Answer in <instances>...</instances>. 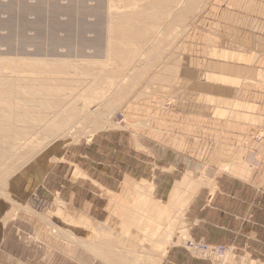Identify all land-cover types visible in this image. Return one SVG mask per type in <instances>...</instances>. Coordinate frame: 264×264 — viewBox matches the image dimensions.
Wrapping results in <instances>:
<instances>
[{"label": "crops", "instance_id": "obj_1", "mask_svg": "<svg viewBox=\"0 0 264 264\" xmlns=\"http://www.w3.org/2000/svg\"><path fill=\"white\" fill-rule=\"evenodd\" d=\"M204 14L180 42L177 73L161 72L147 84L151 94L140 88L138 99L116 109L126 126L112 113L107 127L14 180L28 209L69 226L76 207L90 215L113 199L128 205L145 186L155 203L176 207L188 239L230 249L218 263L176 242L163 264H264V0H212ZM189 45L197 47L192 55ZM5 196L0 253L7 254L14 219ZM24 233L27 249L37 245L35 231Z\"/></svg>", "mask_w": 264, "mask_h": 264}, {"label": "rangeland", "instance_id": "obj_2", "mask_svg": "<svg viewBox=\"0 0 264 264\" xmlns=\"http://www.w3.org/2000/svg\"><path fill=\"white\" fill-rule=\"evenodd\" d=\"M209 1L0 0V61L17 62L0 68V199L5 192L14 219L8 226L13 231L11 253H0V264H163L170 244H185L186 226L176 207L165 212L169 206L155 203L145 186H136L142 193L128 205L113 199L106 207H93L90 215L76 207L77 219L68 226L63 216L57 223L55 217L28 209L19 186L11 184L43 156L107 127L116 109L138 99L140 88L144 94L153 92L147 84L161 72L177 73L180 42L187 32L193 37ZM195 50L189 45L188 55ZM45 61L53 67L45 68ZM57 62L68 63L65 73L51 70ZM23 63L29 68L24 70ZM33 64L48 70L34 73ZM94 73L105 83L90 97ZM71 105L84 110L82 116L64 129L53 126L54 114ZM61 173L71 176L67 169ZM26 230L35 231L38 241L29 249ZM65 230L75 237H67ZM44 241H53L54 247L43 246ZM83 241L99 246L103 256L98 248L83 247Z\"/></svg>", "mask_w": 264, "mask_h": 264}, {"label": "bare ground", "instance_id": "obj_3", "mask_svg": "<svg viewBox=\"0 0 264 264\" xmlns=\"http://www.w3.org/2000/svg\"><path fill=\"white\" fill-rule=\"evenodd\" d=\"M210 2V1H209ZM208 3V2H207ZM206 3V4H207ZM209 5V4H208ZM150 6V5H149ZM165 8V7H164ZM159 11V10H158ZM121 16H123V15H121ZM149 16V15H148ZM174 16V15H173ZM139 17V16H138ZM145 17H147V16H145ZM154 17V16H153ZM119 18V17H118ZM129 18V17H128ZM149 19L151 18V16L150 17H148ZM153 19V18H152ZM109 20V19H108ZM154 20H156V19H154ZM116 21V20H115ZM195 22V21H194ZM110 24V23H109ZM69 28V27H68ZM171 29V28H170ZM74 30V29H73ZM79 30V29H78ZM170 31V30H169ZM136 35H138V34H136ZM142 36V35H141ZM183 37V36H182ZM134 38V37H133ZM88 42V41H87ZM134 43V42H133ZM52 45H53V43H52ZM129 51H131V50H129ZM132 53H133V51H131ZM136 52H138V51H136ZM111 53V52H110ZM129 53V52H128ZM28 60H29V58H27ZM121 60V59H120ZM124 60V59H123ZM27 62V61H26ZM6 63H8V61H0V68L3 70H5V69H7V67H8V64H10L9 65V68L10 67H15V66H13V64H15V63H17V62H10V63H8L7 65H5ZM58 64H57V66L56 67H54L53 69H51L52 71H54L55 70V72H57V74L59 73V75L62 73H65V71H66V69H67V66H68V63H64L63 64V62H57ZM60 64H62V65H60ZM44 66H46L45 68H47V67H49V66H51V67H53L52 66V62L51 61H45V63H44ZM70 66V65H69ZM136 66H138V65H136ZM23 67H24V70L25 69H27V67H28V65H24V63H23ZM21 68V67H20ZM29 68V67H28ZM69 68V67H68ZM74 68V67H73ZM102 68V67H101ZM115 68V67H114ZM13 69H15V68H13ZM9 70V69H8ZM12 70V69H11ZM30 70H32V72H34V73H40L41 74V72L43 73L44 72V70H48V69H43V67H40V66H37V65H35V64H33V66H30ZM69 70H72V69H69ZM112 70V69H111ZM116 70H117V68H116ZM20 71H23V70H20ZM27 71V70H26ZM54 72V73H55ZM31 73V72H30ZM54 73H53V75H54ZM83 73V72H82ZM21 74H23V72L21 73ZM56 74V73H55ZM84 75V74H83ZM104 75V74H103ZM174 77V76H173ZM94 81H93V83H92V86H90L88 89H87V94H90V97H91V95L94 93V91H96V88H97V86H99L100 84H102V83H105V79L103 78V77H101V75H95V73H94ZM173 79V78H172ZM35 80H37V81H40L39 80V78H35ZM50 81V80H49ZM42 82L43 83H45V82H48V80H42ZM63 82V81H62ZM66 82V81H65ZM70 82V81H69ZM107 82V81H106ZM109 82V81H108ZM57 84H58V82H57ZM68 84V83H67ZM66 84V85H67ZM48 85V84H47ZM69 85V84H68ZM81 86V85H80ZM84 86V85H83ZM102 86V85H101ZM7 87V86H6ZM7 88H10V90H14L12 87H7ZM19 89H20V86L18 87ZM119 94V93H118ZM86 96V95H85ZM99 97V96H98ZM115 98V97H114ZM62 99V98H61ZM57 100V99H56ZM83 103V101H81V104ZM117 100H114L113 101V103H112V106L114 107H116L117 106ZM37 106V105H36ZM81 106V105H80ZM108 106H110V105H108ZM105 107H106V105H105ZM113 107H110L109 109H111V108H113ZM67 108V107H66ZM88 108V107H87ZM38 109V108H37ZM90 111V110H89ZM40 112V111H39ZM79 112H80V115H79ZM82 112H84V110L83 111H80V110H78L77 108H76V106H73V105H71V106H69L68 107V109L67 110H64V111H61V112H56V114H54V116H55V119L53 120V126L54 125H57L58 126V128L59 129H64V128H66V127H69V124H70V122L71 121H73V120H77V118L79 117V116H82ZM77 113V114H76ZM40 114V113H39ZM85 114H86V112H85ZM33 117V116H32ZM2 119H4V118H2ZM61 120H65L66 122H64V123H60V121ZM128 121V120H127ZM8 125V124H7ZM22 129V128H21ZM6 136V135H5ZM9 145V144H8ZM1 181V180H0ZM138 193H142V192H140V191H137ZM181 195H182V193H181ZM184 197V196H183ZM178 199H176V201H177ZM179 201V200H178ZM177 203V202H176ZM175 203V204H176ZM183 204H185L186 205V203H183ZM171 209H173V208H171V206H169V207H164V210H165V212L166 211H171ZM149 229V228H148ZM59 230V229H58ZM57 230V231H58ZM61 232H59V234H60ZM94 234V233H93ZM167 235H169V233L167 234ZM96 236V235H95ZM150 238V237H149ZM80 241H81V239H80ZM84 243H85V245L87 246V247H92V248H94V249H96V248H98V247H94V246H92V245H89L88 246V243L87 242H82V245H83V247H85V245H84ZM81 245V246H82ZM99 245V244H98ZM97 252H99V254L100 255H102V253L100 252V249L98 248L97 249ZM96 252V253H97ZM130 254V253H129ZM133 254H135V253H133ZM123 255V254H122ZM130 255H132V254H130ZM103 256V255H102ZM124 256V255H123ZM127 257V256H126ZM129 257V256H128ZM130 258V257H129ZM134 258H136V257H134ZM107 259H109V258H107ZM137 260V259H136ZM125 261H127V260H125ZM136 262V261H135ZM127 263V262H126ZM149 263V262H148ZM143 264V263H142Z\"/></svg>", "mask_w": 264, "mask_h": 264}, {"label": "built area", "instance_id": "obj_4", "mask_svg": "<svg viewBox=\"0 0 264 264\" xmlns=\"http://www.w3.org/2000/svg\"><path fill=\"white\" fill-rule=\"evenodd\" d=\"M117 126H125L126 119L123 113H118L115 119ZM185 240V248L194 257L213 260L218 263L225 262V259L230 255V249L220 245H209L204 242H195L191 239Z\"/></svg>", "mask_w": 264, "mask_h": 264}]
</instances>
